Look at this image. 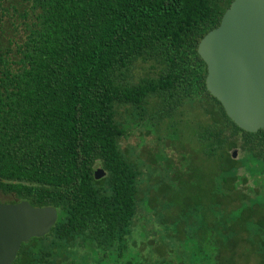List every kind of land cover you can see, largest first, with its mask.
<instances>
[{"label": "trees", "instance_id": "16d2710c", "mask_svg": "<svg viewBox=\"0 0 264 264\" xmlns=\"http://www.w3.org/2000/svg\"><path fill=\"white\" fill-rule=\"evenodd\" d=\"M232 1L0 0V193L57 211L49 242L23 244L19 264H78L74 252L89 259L84 264H193L196 249L210 248L218 257L199 264H256L264 199L255 162L264 158V130L248 133L227 117L206 90L197 53ZM140 66L147 71L136 77ZM186 104L208 117L192 132L211 185L192 199L209 185L201 175L188 194L167 171L155 199L152 167L162 157L150 156L157 163L141 193V163L121 144L131 126L158 134L153 128ZM155 134L151 144L163 149L168 133ZM177 215L184 217L175 226L187 231L158 233ZM226 235L243 245L222 257Z\"/></svg>", "mask_w": 264, "mask_h": 264}, {"label": "water", "instance_id": "95a60500", "mask_svg": "<svg viewBox=\"0 0 264 264\" xmlns=\"http://www.w3.org/2000/svg\"><path fill=\"white\" fill-rule=\"evenodd\" d=\"M197 53L207 68L206 90L227 117L248 133L264 130V0H233ZM94 174L105 175L99 165ZM56 221L53 207L0 202V264H12L23 243L46 235Z\"/></svg>", "mask_w": 264, "mask_h": 264}, {"label": "rangeland", "instance_id": "374dc122", "mask_svg": "<svg viewBox=\"0 0 264 264\" xmlns=\"http://www.w3.org/2000/svg\"><path fill=\"white\" fill-rule=\"evenodd\" d=\"M146 71L147 68L145 66H140L135 70L134 73L136 77H139L143 75ZM121 119L128 121L125 116H122ZM207 121L208 117L203 114L202 109L198 108L197 106H191L189 104H186L181 107L178 111H176L172 121L169 122L168 120H163L162 122H160L161 124L153 128L158 132V134L153 133V130H151L150 132L147 131L145 123L141 124L139 127H134L130 125V135L127 137V139H124L122 141L121 148L127 152L130 158H133L134 160L141 163L142 176L138 185V188L141 190V193L147 191V185L149 183L147 181L150 173L148 168L155 166L157 163L156 162L155 164H153L151 160L155 162V160H158L159 157H162L163 160L160 164L158 163L160 167H152V178L154 179V185L149 187V190L152 192L151 197L153 196L155 199H157L158 188L160 185V181L162 180L163 172L167 171L175 172L178 174V176H176L179 179L178 182L181 184L185 182L187 184L185 185V189L188 194H190L191 190H199L200 182L196 181L195 178H199L196 176L197 174L198 176L201 175L200 178H202V184L209 185L200 193L194 191L190 195H188V197L192 195V199L194 194L204 195L205 192L208 191L211 185V180L207 176L208 172H206L203 167H200L199 164L196 163L195 156L199 153L200 148L194 142L193 139H195V137L193 136L192 132L193 129H196L195 123L202 124ZM173 122H175V124H180L176 129L169 132L170 130H166L167 128L165 127V125L167 126L168 124ZM148 129L150 130L149 127ZM166 133H168L167 137H165L164 139L167 144H165V147L167 146L166 149L165 147H163V149L160 147V149L158 146H154L153 144H151L152 141L155 139L154 134L156 136H164L166 135ZM148 153H150V155ZM240 156V152L237 151L236 158L234 160L239 159ZM181 169L183 172H181ZM243 171V168L239 170V172ZM260 195L264 199V188L260 191ZM143 197L145 198V195H143ZM155 199H152V201L155 202ZM186 201L188 202V199H186ZM0 202L3 204L17 203L14 197H12L11 195H3L2 193H0ZM142 210V207H138V211L145 213ZM183 217V215H177L173 223L167 225L164 223L158 224V233H174L187 231L185 230L184 226L178 228L175 226V224L179 223V221ZM148 229V233H153V225L148 227ZM144 251L147 252V250Z\"/></svg>", "mask_w": 264, "mask_h": 264}, {"label": "flooded vegetation", "instance_id": "af4514ba", "mask_svg": "<svg viewBox=\"0 0 264 264\" xmlns=\"http://www.w3.org/2000/svg\"><path fill=\"white\" fill-rule=\"evenodd\" d=\"M255 172H257L256 173L257 191H258V193H260V191L264 188V175H263L264 174V158H262L260 155L258 156L257 161L255 162ZM257 205H258V210H261V205L260 204H257ZM52 228L50 229L49 233H47L46 235L39 237V238H31L27 243H23V244L34 245V244H37L36 242H39L42 245L47 244L50 240V237H51L50 233H51ZM233 237H240V236L235 234V235H233ZM241 237H244V236L241 235ZM253 237L255 238L254 240L256 241V246H257L256 249L253 250V255L255 256L254 262L256 264H264V233L263 232L255 233ZM228 238H229V235L228 236L226 235L224 238L225 239L224 245H225V247L228 246V248H225V250H222V252H223L222 257H223V255H225L226 251H229L230 245H231V249L233 248V246H236V248H237V247H241V245H243V243L241 242V238H239V240L234 239L236 241L235 243L229 242ZM194 242L195 243L197 242L195 235H194ZM21 246H20V249H21ZM20 249L18 250V252L16 254V258L14 259L12 264H19V261L17 258H18V253H19ZM213 250L214 249H211V248L209 250H200V251H198L196 249L194 251L195 255H194L193 264H199L201 261H204L205 260L204 256L206 254H208V257H212V256L218 257L217 254H215V252ZM74 253L77 255L76 261L78 264H84V263L89 261V259L84 257L82 252H79V253L74 252ZM237 255L242 257L244 255V250L240 248V250L237 251ZM69 259H71V258H68V260Z\"/></svg>", "mask_w": 264, "mask_h": 264}]
</instances>
